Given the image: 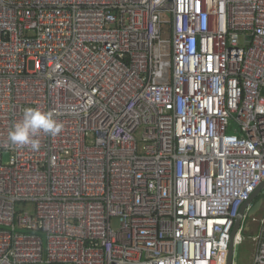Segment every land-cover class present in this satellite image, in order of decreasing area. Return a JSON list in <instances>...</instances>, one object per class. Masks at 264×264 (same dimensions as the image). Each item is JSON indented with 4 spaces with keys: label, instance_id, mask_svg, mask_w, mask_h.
I'll use <instances>...</instances> for the list:
<instances>
[{
    "label": "built area",
    "instance_id": "obj_1",
    "mask_svg": "<svg viewBox=\"0 0 264 264\" xmlns=\"http://www.w3.org/2000/svg\"><path fill=\"white\" fill-rule=\"evenodd\" d=\"M263 182L264 0H0V264H227Z\"/></svg>",
    "mask_w": 264,
    "mask_h": 264
},
{
    "label": "clouds",
    "instance_id": "obj_2",
    "mask_svg": "<svg viewBox=\"0 0 264 264\" xmlns=\"http://www.w3.org/2000/svg\"><path fill=\"white\" fill-rule=\"evenodd\" d=\"M54 117L53 111H44L39 107H26L23 109L22 118L12 125L8 138L13 145L30 146L36 150L40 146L41 134L56 136L61 132L63 125Z\"/></svg>",
    "mask_w": 264,
    "mask_h": 264
},
{
    "label": "water",
    "instance_id": "obj_3",
    "mask_svg": "<svg viewBox=\"0 0 264 264\" xmlns=\"http://www.w3.org/2000/svg\"><path fill=\"white\" fill-rule=\"evenodd\" d=\"M263 188H264V182L257 188V190L254 192V194L251 196L250 200L248 202H246L242 206V208L240 209L239 216L236 219L235 225H234L232 233H231V242L229 245L227 264H231L232 259H233V252L235 249L234 248V246H235L234 245V237H235V234H236L238 228L241 225L242 218L244 216V212L250 206V208L248 210V217L250 218V217L254 216L260 210L263 199L262 198L258 199V197H260L261 191ZM245 230H248V224H246Z\"/></svg>",
    "mask_w": 264,
    "mask_h": 264
},
{
    "label": "rangeland",
    "instance_id": "obj_4",
    "mask_svg": "<svg viewBox=\"0 0 264 264\" xmlns=\"http://www.w3.org/2000/svg\"><path fill=\"white\" fill-rule=\"evenodd\" d=\"M9 155L3 154V162L8 161ZM31 211V206L27 208ZM249 236V234H248ZM233 262L235 264H253V255L255 250V244L251 242L250 237L241 239L234 244Z\"/></svg>",
    "mask_w": 264,
    "mask_h": 264
},
{
    "label": "flooded vegetation",
    "instance_id": "obj_5",
    "mask_svg": "<svg viewBox=\"0 0 264 264\" xmlns=\"http://www.w3.org/2000/svg\"><path fill=\"white\" fill-rule=\"evenodd\" d=\"M261 214V213H260ZM256 215V214H255ZM254 215V216H255ZM258 216L260 217V215L258 214ZM253 217V216H252ZM246 224H248V230H245V227H246ZM243 229H244V231H243V238L242 239H244V238H248V237H250L253 233H257L258 231H259V229H258V226L255 224V223H253V222H251V220H247V221H245V223L243 224ZM248 234H249V236H248Z\"/></svg>",
    "mask_w": 264,
    "mask_h": 264
},
{
    "label": "crops",
    "instance_id": "obj_6",
    "mask_svg": "<svg viewBox=\"0 0 264 264\" xmlns=\"http://www.w3.org/2000/svg\"><path fill=\"white\" fill-rule=\"evenodd\" d=\"M259 211H260V210H259ZM259 211H258L257 213H258V214L261 216V214H260V213H261V211H260V212H259ZM257 213H256V214H257Z\"/></svg>",
    "mask_w": 264,
    "mask_h": 264
},
{
    "label": "trees",
    "instance_id": "obj_7",
    "mask_svg": "<svg viewBox=\"0 0 264 264\" xmlns=\"http://www.w3.org/2000/svg\"><path fill=\"white\" fill-rule=\"evenodd\" d=\"M260 198H263V197L260 195V197H258V199H260ZM258 199H257V200H258Z\"/></svg>",
    "mask_w": 264,
    "mask_h": 264
}]
</instances>
